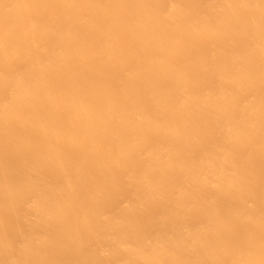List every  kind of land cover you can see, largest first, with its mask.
<instances>
[{
	"label": "bare ground",
	"instance_id": "6f19581e",
	"mask_svg": "<svg viewBox=\"0 0 264 264\" xmlns=\"http://www.w3.org/2000/svg\"><path fill=\"white\" fill-rule=\"evenodd\" d=\"M0 264H264V0H0Z\"/></svg>",
	"mask_w": 264,
	"mask_h": 264
}]
</instances>
